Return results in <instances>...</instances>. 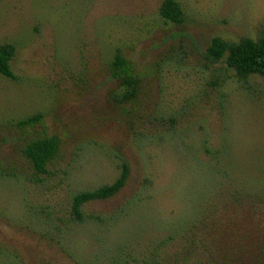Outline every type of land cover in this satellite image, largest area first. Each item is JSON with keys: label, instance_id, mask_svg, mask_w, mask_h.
I'll use <instances>...</instances> for the list:
<instances>
[{"label": "rangeland", "instance_id": "rangeland-1", "mask_svg": "<svg viewBox=\"0 0 264 264\" xmlns=\"http://www.w3.org/2000/svg\"><path fill=\"white\" fill-rule=\"evenodd\" d=\"M163 1L0 0L17 77L0 73V264H106L120 245L192 222L216 157L237 183L264 171V78L205 56L215 36L257 38L264 0H177L181 23L162 18ZM116 50L140 76L124 103L109 72ZM53 135L59 155L36 175L22 147ZM124 161L125 187L71 221L72 196L113 182Z\"/></svg>", "mask_w": 264, "mask_h": 264}, {"label": "trees", "instance_id": "trees-1", "mask_svg": "<svg viewBox=\"0 0 264 264\" xmlns=\"http://www.w3.org/2000/svg\"><path fill=\"white\" fill-rule=\"evenodd\" d=\"M160 15L166 22L181 23L184 10L177 0H164ZM14 55L12 44L0 45V73L11 79L17 78L12 70ZM205 56L212 63H226L241 78L253 75L264 78V31L257 38L245 36L238 41L215 36ZM109 67L110 77L121 84L118 101H132L140 82L133 63L116 50ZM39 118L33 115L19 124L32 126ZM60 142L56 135L33 137L25 142L22 153L36 175L50 173L49 166L59 155ZM218 158L213 162V188L192 222L182 230L169 231L165 236L150 240L139 249L120 245L105 263L264 264V171L237 183L236 178L219 165ZM129 177V165L124 161L113 182L75 193L71 200V221H87L83 207L92 201L114 197L125 187ZM96 219L103 220L100 216Z\"/></svg>", "mask_w": 264, "mask_h": 264}]
</instances>
